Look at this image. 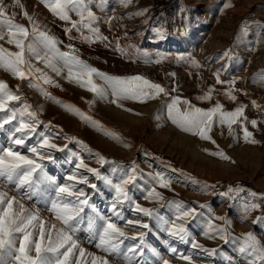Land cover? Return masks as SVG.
Masks as SVG:
<instances>
[{
    "label": "snow or ice",
    "instance_id": "1",
    "mask_svg": "<svg viewBox=\"0 0 264 264\" xmlns=\"http://www.w3.org/2000/svg\"><path fill=\"white\" fill-rule=\"evenodd\" d=\"M41 3L64 23L62 31L67 42L27 11L21 0H13L11 4L0 0V70L20 82L12 86L0 79V264H113V261L171 264L166 255L185 264H195L197 259L216 264L218 258L224 264H264V241L255 232L236 234L230 216L217 215L212 203L165 199L164 191L175 193L173 183L184 181L185 186L191 185L201 194L229 201V209L242 221L258 212L252 223L261 232H264V192L239 184L199 180L147 149L139 151L146 158L160 160L161 170L145 173L137 160L123 162L106 157L85 141L68 135L61 126L43 119L45 106L29 102L22 90L26 84L45 100L58 104L127 148L132 145L126 138L50 91L62 87L57 78L91 92L93 99L87 101L90 108L97 102H105L132 112L123 102L146 104L166 97L155 110L156 119L166 109L167 119L177 128L216 145L209 155L231 160L219 148L215 130L219 128L223 135L226 128L237 141L242 133L244 142L256 144L259 141L249 125L259 131L264 124V105L250 99L251 107L261 118H249V104L239 100L240 94L249 95L236 86L241 78H221L227 68L239 62L235 49L229 47L213 57L216 62L224 61L213 72L215 84L201 87L194 99L182 98L175 72L165 73L172 79L171 85L154 81L143 73H108L89 63L77 46V42L89 48L99 44L130 62L161 65L169 59L167 56L152 54L138 42L130 41V35H140L143 29L130 34L126 26L119 25L122 35L111 37L103 31L105 25L109 32L117 31L115 22L128 16L133 19L146 16L148 8L110 15L116 6L133 7L135 0H41ZM18 17L27 23L19 22ZM150 20L142 23L149 25ZM253 23L259 37L264 22ZM148 30L158 43L174 34L163 23L151 25ZM251 30V25L242 24L239 33L247 36ZM176 34L186 36L187 26L177 29ZM177 59L199 75L203 65L195 56ZM260 75L264 77V71ZM261 84L264 85V80ZM225 101L234 107L229 109ZM57 140L65 142L59 144ZM90 160L99 167L86 162ZM220 187L225 190L218 191ZM141 200L159 206L147 207ZM129 228L134 234L126 231ZM197 235L219 239L223 245L205 246L198 242ZM228 245L232 248L226 251Z\"/></svg>",
    "mask_w": 264,
    "mask_h": 264
},
{
    "label": "rangeland",
    "instance_id": "2",
    "mask_svg": "<svg viewBox=\"0 0 264 264\" xmlns=\"http://www.w3.org/2000/svg\"><path fill=\"white\" fill-rule=\"evenodd\" d=\"M135 0L133 7L124 9L116 6L110 15H121L125 12L131 13L136 8H148L146 16L135 19L128 16L117 24V31L109 32L107 26L103 31L111 36H121L122 30L119 25L127 27V31L143 32L140 35L131 36L130 41L138 42L139 46L148 50L152 54L165 55L169 59L161 65L145 64L142 61H128L121 58L111 50H106L102 45H95L89 48L77 42V46L84 54V58L97 68L116 74H135L143 73L151 79L162 84H172V79L167 78L165 73L175 72V82L180 85L179 95L182 98H192L199 94L201 87L215 84L213 72L221 68L224 61L216 62L213 57L225 49L232 47L235 49L239 62L227 68L222 73V79L229 80L233 77L241 78L236 85L240 89L247 91L249 95L240 94L239 100L249 104L247 115L249 118L260 119L261 114L250 105V99H256L259 104L264 105V85L261 80L264 77L260 75L264 71V31L260 32L259 37L255 34L257 27L253 22H264V0ZM13 0H6L11 4ZM27 11L34 13L47 26L67 42L62 31L64 23L55 18L41 0H21ZM229 5V6H226ZM187 11H184V10ZM20 11L19 8L16 9ZM98 15L103 13L97 12ZM76 17L73 16V19ZM150 20V24L142 23L143 20ZM19 22L27 23L18 17ZM165 24L174 33L173 36L164 42L158 43L153 39V33L148 29L151 25ZM242 24L252 26L249 35L244 36L239 33ZM187 26L188 34L181 36L176 34L177 29ZM5 47H10L5 44ZM180 56H195L200 60L203 67L196 75L195 69L181 64L177 59ZM96 57H100L99 60ZM103 61H107L104 63ZM42 67V65H40ZM191 73V74H190ZM203 77L201 79L200 77ZM0 79L7 81L15 86L20 83L9 73L0 70ZM61 88H51L57 97L71 102L82 110L89 112L95 119L101 121L107 128L119 133L126 138L132 145L131 148L122 147L112 139L103 135L100 131L86 125L77 116L70 114L58 104L45 100L35 90L23 85V92L29 102L34 105L43 104L45 111L42 118L50 120L54 124L61 126L64 131L71 136L88 143L94 150L100 151L106 157L114 158L123 162L137 160L145 173H151L153 170H161L160 160L146 158L140 149L148 151L160 157L162 160L171 162L177 169H181L193 177L207 181L209 183H218L221 185H242L258 193L264 192V124L260 125L259 131H254L255 139L259 143L252 144L243 141L242 133L240 139L234 140L228 134L226 128L215 130V139L219 148L224 150L231 157V160H223L208 154L215 150L216 145L208 141H203L192 134L186 133L167 119L166 109L160 115V119L154 116L155 110L160 107L161 102L166 97H160L146 104H139L132 101L123 103L132 112L125 111L120 107L110 103L97 102L91 108L87 101L93 99V94L84 90L74 83L67 82L64 79L57 78ZM99 83V81H97ZM220 87V86H217ZM63 89V90H62ZM221 99H223L221 97ZM227 107L232 109L234 105L225 101ZM200 106H206L201 104ZM135 113H140L137 115ZM235 127V126H234ZM56 143L63 144L65 141L57 140ZM208 150V151H205ZM62 158V157H61ZM93 167H99L94 161H86ZM151 165V167L149 166ZM65 167H68L65 165ZM184 181L173 183L172 187L175 193L164 191L165 199L173 198L188 201H197L201 203H212L217 215L228 214L232 220L233 231L236 234L255 232L258 238L264 241V232L260 227L252 223V219L260 213L254 212L252 216L242 221L237 213L229 209V201H221L218 197L201 194L193 190L191 185L185 186ZM225 190L223 187L218 191ZM13 195L19 194L13 192ZM178 194V195H175ZM26 204L29 202L24 201ZM99 202V201H98ZM147 207H158L159 205L147 201H139ZM34 207L33 205H29ZM161 211H164L163 209ZM47 218V213L43 214ZM130 234H134L132 229H126ZM198 242L208 247H220L223 241L209 240L202 235H197ZM155 243V241H153ZM85 247H88L85 245ZM186 248L187 246L181 245ZM232 248L226 246V251ZM94 250V249H89ZM102 254V253H101ZM166 259L171 264H185L180 259H175L171 255H166ZM152 259V258H150ZM113 264L118 262L113 261ZM195 264H209L208 261L196 260ZM216 264H224L223 260L217 259Z\"/></svg>",
    "mask_w": 264,
    "mask_h": 264
},
{
    "label": "trees",
    "instance_id": "3",
    "mask_svg": "<svg viewBox=\"0 0 264 264\" xmlns=\"http://www.w3.org/2000/svg\"><path fill=\"white\" fill-rule=\"evenodd\" d=\"M166 1H169V0H166ZM166 1H165V2H166Z\"/></svg>",
    "mask_w": 264,
    "mask_h": 264
}]
</instances>
